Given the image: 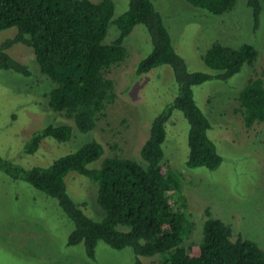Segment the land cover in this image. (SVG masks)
<instances>
[{
    "label": "trees",
    "instance_id": "16d2710c",
    "mask_svg": "<svg viewBox=\"0 0 264 264\" xmlns=\"http://www.w3.org/2000/svg\"><path fill=\"white\" fill-rule=\"evenodd\" d=\"M187 1L221 15L232 10L237 0ZM263 1L248 0L256 25ZM115 7L114 0H0V30L17 29L0 44V69L31 76L28 64L8 50L17 43L32 47L42 73L54 83L48 94L51 108L72 120L81 132H89L107 118L118 97L110 73L129 56L125 39L137 24H145L153 50L138 63L136 72L169 65L179 88L173 102L152 120L140 159L118 153L107 156L104 144L94 138L48 166L27 168L0 155V170L54 198L74 223L67 244L83 243L89 258L96 257L97 245L103 240L115 249L131 247L133 264H146L145 257L156 255L162 257L163 264H264V249L241 234L233 237L232 226L214 217L210 207L205 210L203 239L185 243L194 223L183 193L182 173L166 163L164 151L167 122L180 110L189 123L187 167L216 169L221 165L223 158L208 133L212 124L195 99L194 86L211 79L229 80L246 64L256 63L259 51L250 43L234 47L215 41L203 55L214 72L191 71L153 0H129V8L117 17ZM113 24L119 33L108 43L105 39ZM255 76L239 98L238 110L247 127L264 122V78ZM74 124H47L32 135L26 151H38L45 138L69 141ZM103 156L97 166L91 165ZM71 172L98 186L96 201L104 213L101 219L86 211L87 201L78 202L71 196L66 181Z\"/></svg>",
    "mask_w": 264,
    "mask_h": 264
},
{
    "label": "rangeland",
    "instance_id": "374dc122",
    "mask_svg": "<svg viewBox=\"0 0 264 264\" xmlns=\"http://www.w3.org/2000/svg\"><path fill=\"white\" fill-rule=\"evenodd\" d=\"M114 2L115 17L129 8V0ZM153 2L191 71L214 72L203 55L215 41L234 47L250 43L259 51L256 63L246 64L229 80L211 79L194 86L195 99L212 124L208 133L223 158L221 165L216 169L187 167L189 123L180 110L167 122L164 151L166 163L179 170L184 180L183 193L194 223L186 244L203 239L205 210L210 207L214 217L232 226L233 237L241 234L264 249V122L247 127L238 110L241 91L249 80L255 75L264 78V1L258 25L248 0H237L232 10L221 15L196 8L187 0ZM16 31L15 27L0 30V44ZM118 33L117 26L111 25L105 41L112 42ZM125 45L129 56L110 73L118 97L107 118L89 132H81L72 120L51 108L48 94L54 83L42 73L33 48L22 43L12 46L10 55L28 64L32 75L0 69V155L27 168L48 166L96 138L104 144L107 156L118 153L139 160L152 120L173 102L179 86L169 65L136 72L138 63L153 50L145 24L134 27ZM50 123L74 124L73 136L67 142L45 138L38 151L28 153L26 145L32 135ZM104 157L91 165L97 166ZM66 181L71 196L78 202L87 201L86 211L101 219L98 186L76 172ZM73 228L54 198L0 170V264H133L131 247L115 249L103 240L97 245L96 257L89 258L83 243L67 244ZM144 262L163 264L158 255L145 257Z\"/></svg>",
    "mask_w": 264,
    "mask_h": 264
}]
</instances>
